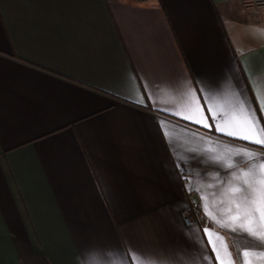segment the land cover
Returning a JSON list of instances; mask_svg holds the SVG:
<instances>
[{
  "label": "crops",
  "instance_id": "crops-1",
  "mask_svg": "<svg viewBox=\"0 0 264 264\" xmlns=\"http://www.w3.org/2000/svg\"><path fill=\"white\" fill-rule=\"evenodd\" d=\"M248 109L264 128V9L0 0V264H264L225 219L264 164L226 134Z\"/></svg>",
  "mask_w": 264,
  "mask_h": 264
},
{
  "label": "snow or ice",
  "instance_id": "snow-or-ice-1",
  "mask_svg": "<svg viewBox=\"0 0 264 264\" xmlns=\"http://www.w3.org/2000/svg\"><path fill=\"white\" fill-rule=\"evenodd\" d=\"M247 127L244 131H230L227 135L239 136L241 139L248 140L252 143L264 145V128H258V121L255 120L254 110L248 109L245 114ZM222 131V129H218ZM249 159L264 160V157L253 158L250 154ZM210 163H213L210 161ZM214 166H216L214 164ZM231 167V162H229ZM233 180L236 182L235 186L229 189L231 201L234 207L229 210V215L225 218L227 226L231 229L232 233L239 232L245 240L249 241L248 244L241 245L242 248H247L255 245L258 248H264V238L258 237V228H253V224L264 223V198L261 199L260 204L252 202V193L254 190L259 189L264 192V164L260 168H250L249 172L242 175L231 173ZM235 213V214H231ZM257 218L253 220L252 218ZM223 226V225H222ZM239 256L240 254L237 253ZM145 259L152 260L153 264H162L160 258L145 257ZM242 264H252V261H243Z\"/></svg>",
  "mask_w": 264,
  "mask_h": 264
},
{
  "label": "built area",
  "instance_id": "built-area-1",
  "mask_svg": "<svg viewBox=\"0 0 264 264\" xmlns=\"http://www.w3.org/2000/svg\"><path fill=\"white\" fill-rule=\"evenodd\" d=\"M242 8L244 10H259L264 9V0H239ZM190 200L195 198V193H190L188 195ZM182 219L186 226H191L195 222L194 214L192 208H188L182 213Z\"/></svg>",
  "mask_w": 264,
  "mask_h": 264
},
{
  "label": "trees",
  "instance_id": "trees-1",
  "mask_svg": "<svg viewBox=\"0 0 264 264\" xmlns=\"http://www.w3.org/2000/svg\"><path fill=\"white\" fill-rule=\"evenodd\" d=\"M192 210H193V214H194V216H195V213H196V211L192 208Z\"/></svg>",
  "mask_w": 264,
  "mask_h": 264
}]
</instances>
